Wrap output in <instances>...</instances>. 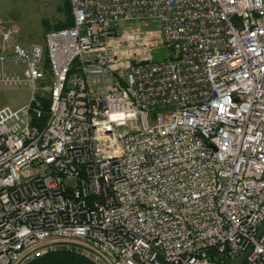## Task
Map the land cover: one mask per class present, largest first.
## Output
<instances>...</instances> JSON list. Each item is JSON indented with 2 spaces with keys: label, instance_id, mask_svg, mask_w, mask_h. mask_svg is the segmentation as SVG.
<instances>
[{
  "label": "built area",
  "instance_id": "built-area-1",
  "mask_svg": "<svg viewBox=\"0 0 264 264\" xmlns=\"http://www.w3.org/2000/svg\"><path fill=\"white\" fill-rule=\"evenodd\" d=\"M68 2L1 38L31 97L0 108V264H264V0Z\"/></svg>",
  "mask_w": 264,
  "mask_h": 264
},
{
  "label": "rangeland",
  "instance_id": "rangeland-1",
  "mask_svg": "<svg viewBox=\"0 0 264 264\" xmlns=\"http://www.w3.org/2000/svg\"><path fill=\"white\" fill-rule=\"evenodd\" d=\"M67 1L0 0V56L2 54L7 55V60L0 61V78H17L23 80L25 73V65L23 63L8 60L11 53L8 47H1L2 35L6 32H11V40L9 43L20 45L25 49H29L33 45L42 47L46 32L70 24L71 12L70 8H67L69 5ZM117 30L120 34L125 33L127 30L128 32L137 30L151 37L158 46V27L154 23L138 22L120 24ZM165 54L164 49L158 46L152 53V56L158 60L163 59ZM46 69L48 70V67L45 68V71H47ZM36 85L41 88L40 86L45 85V83L40 81ZM30 97L31 90L26 84L7 85L0 83V108L7 106L12 109H18L28 104ZM41 98L46 99V95H43ZM59 251L78 256L59 249L48 254Z\"/></svg>",
  "mask_w": 264,
  "mask_h": 264
},
{
  "label": "trees",
  "instance_id": "trees-1",
  "mask_svg": "<svg viewBox=\"0 0 264 264\" xmlns=\"http://www.w3.org/2000/svg\"><path fill=\"white\" fill-rule=\"evenodd\" d=\"M67 8H70L69 5L67 6ZM71 24H72V18H71L70 24H68L67 26L57 27L56 29L69 27L71 26ZM44 61H45V67H48V62L46 58ZM40 101L42 104V110L44 111V113H46V111L48 110V100L41 99ZM43 119H44V116L41 120ZM28 264H90V263L82 259V257H78L75 255H71V254H67V253L59 251L53 254L42 256L38 259L31 261Z\"/></svg>",
  "mask_w": 264,
  "mask_h": 264
},
{
  "label": "water",
  "instance_id": "water-1",
  "mask_svg": "<svg viewBox=\"0 0 264 264\" xmlns=\"http://www.w3.org/2000/svg\"><path fill=\"white\" fill-rule=\"evenodd\" d=\"M244 257H245V255L242 256V257H241L236 263H234V264H241L242 261L244 260Z\"/></svg>",
  "mask_w": 264,
  "mask_h": 264
}]
</instances>
